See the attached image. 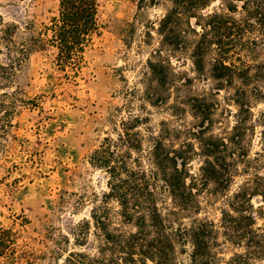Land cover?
Instances as JSON below:
<instances>
[{"label":"rangeland","instance_id":"1","mask_svg":"<svg viewBox=\"0 0 264 264\" xmlns=\"http://www.w3.org/2000/svg\"><path fill=\"white\" fill-rule=\"evenodd\" d=\"M147 1L98 0V30L76 77L55 65L54 48L31 53L22 68L17 82L35 104L18 106L7 132L0 128V227L12 228L18 250L33 253L37 264H69L71 255L79 253L97 256L101 239L91 212L108 191V175L90 164V155L104 138L115 139L128 117L142 120L144 155L160 138L178 152V163L186 160L185 183L193 197L187 200L188 210L168 219L175 229L190 228L195 219L213 222L218 234L210 264H229L235 253H243L226 241L222 222V211L241 188L259 189L251 203L255 228L264 229V101L253 104V125L240 150L245 157L227 159L231 181L215 183L201 171L200 141L211 133L227 137L236 108L225 100L227 92L213 94L210 56L199 71L191 49L163 51L167 60L152 72L149 62L157 58L156 29L164 6ZM218 7L221 2L215 0L204 13ZM58 11L59 0H0L4 21L21 30L28 22L38 28L49 25ZM163 200L174 209L168 196L159 204ZM109 207L118 226V205L110 202ZM192 251L190 239L176 240L174 264H192ZM247 264H264V256Z\"/></svg>","mask_w":264,"mask_h":264},{"label":"trees","instance_id":"2","mask_svg":"<svg viewBox=\"0 0 264 264\" xmlns=\"http://www.w3.org/2000/svg\"><path fill=\"white\" fill-rule=\"evenodd\" d=\"M139 1L142 4L145 0ZM213 2L148 0L153 6H164L156 29L160 41L153 56L157 58L149 66L155 73L158 65L167 60L163 59V51L178 53L189 48L193 65L200 71L210 56L213 94L227 92L225 100L235 106L236 114L227 137L211 133L206 141H200L205 158L201 171L215 183L220 179L229 183L232 164L227 159L245 157L240 150L253 125L249 124L253 104L264 101V0H220L221 7L204 13ZM97 7L98 0H59L58 15L49 25L38 28L28 22L23 30L6 23L0 15V128L4 132L11 126L8 119L18 106L35 104L17 82L30 54L54 48L55 65L63 72H71L66 73L67 77H76L83 53L98 30ZM141 121L137 117L123 119L117 137L104 138L91 153L90 164L108 175V191L101 205L91 212L101 242L97 256L71 255L69 264H138L135 257L141 264H174L175 242L186 239L193 246L192 264H210L211 246L218 234L213 222L195 219L190 228L175 229L168 219L178 215V210H188L187 200L193 197L185 183L186 160L178 163V152L171 151L160 138L154 139L144 155ZM258 190L241 188L229 201L228 210L222 211L226 241L243 249V253L233 255L229 264H247L264 256V229L255 228L251 203L260 195ZM166 196L174 209H169L164 200L159 204ZM110 202L118 205V226L113 225ZM163 209L168 215L163 214ZM127 226L133 229L128 231ZM17 246L16 232L0 227V263L37 264L33 253L19 251Z\"/></svg>","mask_w":264,"mask_h":264}]
</instances>
